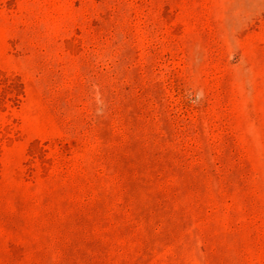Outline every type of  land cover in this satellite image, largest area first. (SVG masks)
I'll use <instances>...</instances> for the list:
<instances>
[{
    "label": "rangeland",
    "instance_id": "374dc122",
    "mask_svg": "<svg viewBox=\"0 0 264 264\" xmlns=\"http://www.w3.org/2000/svg\"><path fill=\"white\" fill-rule=\"evenodd\" d=\"M0 264H264V0H0Z\"/></svg>",
    "mask_w": 264,
    "mask_h": 264
}]
</instances>
